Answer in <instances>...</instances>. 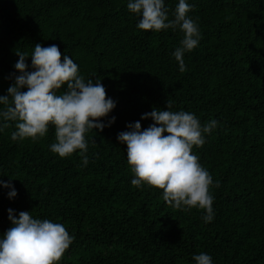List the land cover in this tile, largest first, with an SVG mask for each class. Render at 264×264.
<instances>
[{"label":"trees","instance_id":"16d2710c","mask_svg":"<svg viewBox=\"0 0 264 264\" xmlns=\"http://www.w3.org/2000/svg\"><path fill=\"white\" fill-rule=\"evenodd\" d=\"M128 2L0 0V95L19 75L16 49L30 55L37 43L56 44L116 103L100 121L115 122L86 133V166L79 150L50 151L54 126L35 141H13L15 122L0 132V181L17 192L9 199L12 189L0 185V237L12 209L66 227L74 239L58 264H195L202 252L213 264H264V0H186L201 38L185 51L184 72L172 55L183 33L138 29ZM178 2L165 0L169 19ZM168 101L202 126L217 121L192 150L213 177L210 222L204 210L175 209L162 190L131 184L117 135L136 121L147 128L153 121L141 116Z\"/></svg>","mask_w":264,"mask_h":264},{"label":"clouds","instance_id":"9594fccd","mask_svg":"<svg viewBox=\"0 0 264 264\" xmlns=\"http://www.w3.org/2000/svg\"><path fill=\"white\" fill-rule=\"evenodd\" d=\"M127 8L139 15L140 30L159 32L171 28L183 33L180 46L172 55L184 72V53L193 50L201 38L198 25L188 16L191 6L186 0H179L172 19L165 0H129ZM16 55L19 59L14 68L19 75L10 76L14 83L7 95H0V132L11 127L9 122H15L13 141H35L47 134L50 125L54 126L55 142L50 151L66 158L79 150L86 166V133L94 129L103 131L115 122V117L107 125L100 122L116 107L101 79L85 80L79 74V66L62 54L56 44L44 47L37 43L30 55L18 49ZM28 57L31 71L26 63ZM64 85L67 90L59 92ZM170 109V101L167 110L154 107L141 116L142 120L153 121L147 128L142 129L136 121L127 125L128 131L118 133V141L127 146V162L134 176L131 184L162 190L163 200L175 209L204 210L203 219L210 222L214 217V197L210 191L213 177L192 150L194 146H203L204 134L211 133L217 121L213 119L202 126L195 114ZM0 185L12 189L9 199L16 197L10 181H0ZM219 186L216 181L215 187ZM8 213L11 227L0 237V264H58L74 239L66 227L49 219L33 218L28 211H20L18 218L12 209ZM193 260L195 264H213L212 257L203 252L194 255Z\"/></svg>","mask_w":264,"mask_h":264}]
</instances>
